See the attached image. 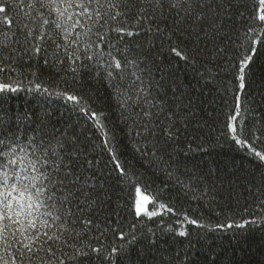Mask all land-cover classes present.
Segmentation results:
<instances>
[{"label": "snow or ice", "instance_id": "obj_1", "mask_svg": "<svg viewBox=\"0 0 264 264\" xmlns=\"http://www.w3.org/2000/svg\"><path fill=\"white\" fill-rule=\"evenodd\" d=\"M261 57L264 0H0V264H247L257 237L264 252V167L241 209L234 165L192 162L225 143L264 164ZM181 66L217 85L215 137Z\"/></svg>", "mask_w": 264, "mask_h": 264}, {"label": "trees", "instance_id": "obj_2", "mask_svg": "<svg viewBox=\"0 0 264 264\" xmlns=\"http://www.w3.org/2000/svg\"><path fill=\"white\" fill-rule=\"evenodd\" d=\"M249 4L252 3V0H248ZM180 79L184 85V87L193 95L194 103L196 104L198 109H202L199 113V118L203 122V127L200 129V135L204 137H215L217 134V128L220 126L219 122L215 120V118L219 115V109L221 106L220 100V92L218 91L217 85L212 81H206L202 79L194 70L191 68L185 69L183 66L179 69ZM264 57H261L256 65V75L255 80L251 88V92L256 95L261 91H264ZM101 101L100 103L104 107H108L110 101L107 100V93L101 89ZM55 100V97H53ZM25 103V99L21 97L19 100L13 101L14 105H23ZM215 121V122H214ZM131 155L129 154L128 159H131ZM181 159H184L181 156ZM192 162L195 164L200 165L201 168L206 169L208 166H219L221 169L224 166L228 165V171L231 172L233 170V165L237 170V175L232 176L231 180L235 186V190L240 195V207L242 209L245 203V197L248 196V193L244 189V177L247 176L249 173L251 174H258L260 169L264 167V164H261L260 161L254 160L248 156H246L243 152L229 146L228 144L221 143L220 146L216 147L212 155H207L205 153H198L192 157ZM139 167V165H137ZM191 166V164H190ZM147 174L152 176L151 171H148ZM160 176L157 173V176L152 177L155 181L153 184V188L156 184H160ZM239 177V179H237ZM221 179H224L223 173H221ZM115 199V197H114ZM173 203L176 204V210L180 211L182 208L188 207V202L185 201H178L173 193ZM151 207V206H150ZM195 207V205H193ZM189 213L191 214V209H189ZM207 215V213H206ZM143 219V218H141ZM161 217L154 218V221L160 220ZM165 223L171 222L174 218L171 215L165 216L164 218ZM133 222H137L136 219L132 216H128L127 220L125 221L126 225L131 224ZM152 224L154 227L155 224L153 222H148ZM191 230V226H189ZM139 231V229H137ZM229 235V234H226ZM212 247H216L217 245L222 244L225 248L228 249L229 254L232 253V248L228 239H222L217 241H208ZM141 245L140 247H142ZM161 248H168V242L166 240L160 241ZM180 245H177V250H179ZM196 247H200L199 244ZM245 249H247V253L244 251H240L239 249L236 250V257L239 260H244L247 264H256L257 261L264 259V252L260 251V245L257 242L252 244V247L248 249V246L245 245ZM172 249H169L171 252ZM167 255V254H166Z\"/></svg>", "mask_w": 264, "mask_h": 264}]
</instances>
